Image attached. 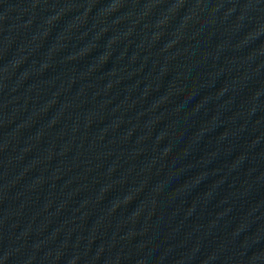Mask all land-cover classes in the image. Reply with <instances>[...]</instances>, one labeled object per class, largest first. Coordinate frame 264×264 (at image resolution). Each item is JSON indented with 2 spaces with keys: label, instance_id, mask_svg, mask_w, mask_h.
<instances>
[{
  "label": "water",
  "instance_id": "obj_1",
  "mask_svg": "<svg viewBox=\"0 0 264 264\" xmlns=\"http://www.w3.org/2000/svg\"><path fill=\"white\" fill-rule=\"evenodd\" d=\"M0 264H264V0H0Z\"/></svg>",
  "mask_w": 264,
  "mask_h": 264
}]
</instances>
